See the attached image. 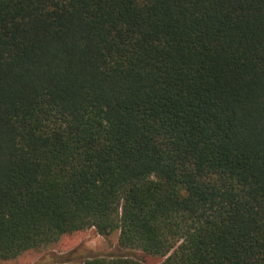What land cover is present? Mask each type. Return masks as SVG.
I'll return each mask as SVG.
<instances>
[{
    "label": "trees",
    "instance_id": "1",
    "mask_svg": "<svg viewBox=\"0 0 264 264\" xmlns=\"http://www.w3.org/2000/svg\"><path fill=\"white\" fill-rule=\"evenodd\" d=\"M90 228L264 264V0H0V260Z\"/></svg>",
    "mask_w": 264,
    "mask_h": 264
},
{
    "label": "rangeland",
    "instance_id": "2",
    "mask_svg": "<svg viewBox=\"0 0 264 264\" xmlns=\"http://www.w3.org/2000/svg\"><path fill=\"white\" fill-rule=\"evenodd\" d=\"M118 231L103 236L93 228L62 235L51 245L21 253L0 264H59L63 259L73 262L95 255H136L143 264H157L161 258L144 254L138 250L123 249L118 245Z\"/></svg>",
    "mask_w": 264,
    "mask_h": 264
}]
</instances>
